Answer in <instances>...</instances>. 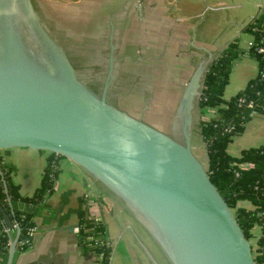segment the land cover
I'll return each mask as SVG.
<instances>
[{"label": "water", "instance_id": "95a60500", "mask_svg": "<svg viewBox=\"0 0 264 264\" xmlns=\"http://www.w3.org/2000/svg\"><path fill=\"white\" fill-rule=\"evenodd\" d=\"M60 37L35 0H0V150H48L74 161L138 220L170 264H256L252 243L193 150L212 54L195 66L166 132L110 101L123 70L113 34L97 61L104 64L99 92ZM19 233L16 226L9 236L6 264Z\"/></svg>", "mask_w": 264, "mask_h": 264}, {"label": "crops", "instance_id": "0c3cea01", "mask_svg": "<svg viewBox=\"0 0 264 264\" xmlns=\"http://www.w3.org/2000/svg\"><path fill=\"white\" fill-rule=\"evenodd\" d=\"M53 1L77 9L87 7V13L89 11L91 14L94 10L98 12L105 2L110 1L113 7L111 11L118 12L119 24L116 28L110 26L109 35L113 34L114 44L119 47L118 55L123 57V71L130 74L132 81L129 82L134 85V91L143 95L146 101L152 87L177 94L174 108L197 63L208 58L209 53L214 60L228 43L226 41L218 49L217 44L214 45L210 39V33L213 30H229L235 21L236 28L232 36L238 35L250 19L264 8V0ZM206 3L207 7L203 6ZM119 4H122L121 9L117 8ZM127 38L131 39L130 43L127 42L129 45L126 44ZM252 39V34L245 38L240 43L241 48H247ZM257 71L256 60L245 52L240 54L233 61L224 97L229 98L240 91L255 77ZM121 85L116 87L120 88ZM125 87L126 84L123 89ZM118 96L121 98L123 93ZM118 101L120 104V99ZM200 113L201 118L206 119L213 114V109L200 110ZM262 143L264 115L256 113L246 121L241 133L232 136L226 149L232 156H239L243 149ZM50 153L48 150L27 147L0 150L12 179L19 184L22 196L32 195L39 186ZM87 188L93 189L95 194L96 203L93 206H88L83 197ZM237 204L245 208L253 207L247 199L239 200ZM95 214H100L104 233L109 240L111 249L108 264H162L160 248L138 220L98 180L60 154L55 186L46 194L40 212L34 216L37 230L31 245L26 248L16 247L11 264H95V250H84L79 244L77 233L79 221L83 218L89 222ZM9 231L14 236L16 228ZM260 235L261 226L254 224L249 236L254 247ZM7 256L8 249L0 254V264H6Z\"/></svg>", "mask_w": 264, "mask_h": 264}, {"label": "trees", "instance_id": "16d2710c", "mask_svg": "<svg viewBox=\"0 0 264 264\" xmlns=\"http://www.w3.org/2000/svg\"><path fill=\"white\" fill-rule=\"evenodd\" d=\"M42 14L46 15L44 12ZM46 17L56 25L51 18ZM56 27L61 32L57 25ZM243 30L253 35V43L242 49L239 37L232 38L206 72L198 104L201 111L213 109V114L202 119L199 127L205 143L207 171L212 183L233 210L247 238L254 224L261 226V235L257 239V246H253V251L256 264H264V143L243 149L239 156H232L226 149L232 136L243 131L246 121L256 113L264 115V8L250 19ZM244 52L256 60L257 74L240 91L225 98L223 92L233 61ZM58 157L59 154L54 152L48 155L39 186L32 195L22 196L19 184L12 179L10 170L0 155V254L8 249L9 230L16 225L20 228L16 247L26 248L31 245L32 239L27 228L34 224V216L40 212L46 194L53 190L58 174ZM241 163L249 165L241 167ZM242 199L249 200L253 207L239 206L237 202ZM1 208L8 215L11 227L6 224ZM79 222L81 226L77 233L81 247L101 253L102 264H108L110 246L104 243L89 245L85 240L92 232L106 239L103 223L88 224L83 218ZM86 227L90 229L85 230Z\"/></svg>", "mask_w": 264, "mask_h": 264}, {"label": "rangeland", "instance_id": "374dc122", "mask_svg": "<svg viewBox=\"0 0 264 264\" xmlns=\"http://www.w3.org/2000/svg\"><path fill=\"white\" fill-rule=\"evenodd\" d=\"M37 3L39 4L38 7L40 8V11L44 12L49 18H51V20L61 29V31L66 32L67 36L69 35V39L71 37L73 41H80L83 36L89 35V30L92 22L88 21L95 14L96 10L92 11L93 14H91V12L89 11L87 13V7L77 9L74 6L66 5L64 2V4H59L53 0H37ZM207 5L208 3L203 6L207 7ZM89 9L94 8L89 7ZM234 24L235 21L233 22V26H231L229 30H213L210 33V39L213 41V43H215L214 45L217 44L218 49L221 44H225L226 41L229 42L236 36L239 37L240 44L243 43L245 38L251 35L249 31H245L242 29L238 35L234 34V36H232V34L234 33V29L236 28ZM223 25H225L224 22ZM60 41L63 40L61 39ZM218 49L216 51H218ZM133 87L134 85H132V82H130V84L126 83V87L122 90L123 96H121V98L120 96H117V99H120V104L118 105L125 108V110L129 113L135 116H140L143 120L155 125L157 128L162 129L166 132H171L169 122L175 110L174 104L177 98V94H169L166 93V90L162 92L161 89H155L154 87H152L153 89H151L152 91L150 92L149 98L146 101L143 95H141L139 92L134 91ZM201 119V116L198 117L196 115L193 126V150L203 161V163L207 165L205 145L202 141L201 134L198 133L200 123L199 121ZM160 258V262L162 264H166L163 253L162 255H160Z\"/></svg>", "mask_w": 264, "mask_h": 264}, {"label": "flooded vegetation", "instance_id": "af4514ba", "mask_svg": "<svg viewBox=\"0 0 264 264\" xmlns=\"http://www.w3.org/2000/svg\"><path fill=\"white\" fill-rule=\"evenodd\" d=\"M106 3L98 9V12H95L89 21L87 20L88 22H92L88 36H83L80 41H73L71 37L70 39L68 38L69 35L67 36L66 32L61 31L60 37L66 46L72 49V58H74L73 60H75L77 67L81 68V72L89 73L90 78L87 80V83L97 92L100 91L102 86L100 75L102 74V70L104 68V64H99L97 61L101 60V53L104 52L107 55V50H109L110 31L108 29L112 25L116 28V25L119 24L117 22L119 19V15H117L118 12H116L117 10L111 11L113 8L112 5L109 4L110 2ZM121 5L122 4H119V7L117 8H120ZM113 13L115 14L112 15ZM127 42L130 43L131 39H126V44L129 45ZM101 50H103V52ZM129 76L130 74L125 70H121L120 73H117L116 79L113 81L114 83L112 82L113 84H111V86H114L109 90L110 101L113 103L119 102L117 96L119 93H122L123 86L126 83L128 84L131 82H129V80H131ZM118 84H122L120 88L116 87ZM117 91L119 92L116 95L115 93H117ZM163 257L166 260V264H170L164 255Z\"/></svg>", "mask_w": 264, "mask_h": 264}, {"label": "built area", "instance_id": "2783aa9c", "mask_svg": "<svg viewBox=\"0 0 264 264\" xmlns=\"http://www.w3.org/2000/svg\"><path fill=\"white\" fill-rule=\"evenodd\" d=\"M252 43H253V40H251L249 42V46ZM248 105L249 106H252V103L251 102H248ZM248 165H249V163L240 164L241 167H246ZM54 186H55V181H54ZM83 197L86 199L88 206H93L96 203V197H95V194L93 192V189H91V188H87L83 192ZM84 222H86L88 224H92L93 223V225H96L98 222H101V216H100V214H95L94 217H93V220H91L89 222L84 220ZM16 226H15V228H16ZM79 226H81V223L80 222L77 224V232H78ZM89 229L90 228H87V227L85 228V230H89ZM27 230H28L29 237L32 239V237L34 236L35 231L37 230V225L35 223L34 224H31L27 228ZM85 240L88 242L89 245H99V244H102V243H104L105 245H109V240L107 238L104 239L100 235H96L93 232L92 233H89L85 237ZM101 258H102V254L101 253L100 254H97L96 253V262H95V264H102V259Z\"/></svg>", "mask_w": 264, "mask_h": 264}]
</instances>
